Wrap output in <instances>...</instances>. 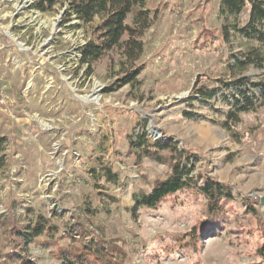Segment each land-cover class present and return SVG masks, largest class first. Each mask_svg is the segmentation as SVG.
I'll return each mask as SVG.
<instances>
[{"label": "rangeland", "instance_id": "374dc122", "mask_svg": "<svg viewBox=\"0 0 264 264\" xmlns=\"http://www.w3.org/2000/svg\"><path fill=\"white\" fill-rule=\"evenodd\" d=\"M67 3L60 0L43 13L47 29L29 39L38 40L31 51L39 60L47 56L44 40L52 35L57 42L50 54L54 60L44 65L31 89V75L4 63L9 49L0 51V86L10 99L0 104V136L7 138L0 216L22 220L24 205L59 228L55 244H30L27 261L62 264L60 248L81 239L74 242L64 233L80 222L107 241L125 242V264H264L259 253L264 243V98L255 87L264 81V67L230 69L247 50L259 47L232 29L246 24L249 7L237 22L225 20L220 0H150L146 8L158 17L142 38L138 83L106 92L131 66L124 65L116 49L88 74L76 54L99 19L78 30L70 28L79 24L73 16L58 34L55 23L64 20ZM63 63L66 70L59 73ZM241 78L252 90L249 95H255L254 106L228 129L227 114L242 96L236 87ZM229 82L227 90L222 85ZM202 88L215 95L205 100ZM144 134L166 145L176 143L198 186L211 181L232 197L219 199V212L211 213L210 201L186 189L165 199L157 211L135 213L137 195L151 192L171 174L168 163L137 162L140 146L131 142ZM99 160L118 174L117 184L102 177ZM101 191L116 202L100 204ZM56 212L61 217L53 216ZM10 238L7 228L0 229L4 254L10 251Z\"/></svg>", "mask_w": 264, "mask_h": 264}, {"label": "trees", "instance_id": "16d2710c", "mask_svg": "<svg viewBox=\"0 0 264 264\" xmlns=\"http://www.w3.org/2000/svg\"><path fill=\"white\" fill-rule=\"evenodd\" d=\"M59 1L37 0L36 7L41 12L46 13L52 11ZM149 1L68 0L64 10L63 23L70 22L69 20L73 16L79 22L78 25L70 26V28L78 29L93 23L97 18L99 19V23L92 31L91 38L82 44L78 50L80 64L86 66L87 73H92L94 64L107 53L116 49L121 51L125 59L124 65L130 64L131 66V70L118 83L105 89L106 92H112L116 88L119 89L135 82L138 83L137 79L143 70L142 67L136 66L144 53L142 38L158 17V14H154L146 8ZM247 9L249 13L246 24H235L232 29L251 39L250 41L257 42L259 47L247 50L243 60H234L235 64L230 65V69L233 70L235 67L243 70L249 65L264 67V0H220V12L226 21L234 19L238 22ZM130 16H133L132 25L128 24ZM223 29L225 38L229 39V28L224 25ZM231 83L222 86L229 90L232 87ZM237 84L238 92L242 96L236 99L235 107L227 114L226 126L228 129L240 124L242 114L249 112L254 106L252 98L255 95L253 93L249 95L252 90L249 89L245 79H239ZM255 87L261 90L262 98H264V81L259 82ZM199 93L205 100H209L215 95L203 88L200 89ZM6 143L7 138L0 136V170L6 165L4 154ZM137 144L140 146L135 154L138 163L144 158L168 163L171 166V174L167 179L157 181L151 192H140L137 195V202L133 209L135 213L141 208L157 211L165 199L186 189H192L210 201L211 213L219 212V206H217L219 199L232 197L227 188L211 181H207L204 186H198L197 182L190 176L191 170L183 165L187 157L186 153L182 152L176 143L166 145L152 141L148 138V134H144L138 138L137 142H131L132 147ZM98 164L102 177L108 182L117 184L119 181L118 174L113 172L110 165L102 164L100 160ZM92 171L97 172V167H94ZM97 197L100 204H108V201L116 202V198L108 196L102 191L97 193ZM16 205L14 204V206ZM23 207L26 214L22 220L19 218L11 220L10 216H0V229L5 230L7 228L11 237L9 240L10 251L4 254L0 250V264H31L24 257V255L29 254L30 244L52 245L59 233V228L51 218L43 214H35L31 207L24 205ZM53 216L61 217L58 212L53 213ZM64 235H70L74 242L76 237H81V239L78 245L60 248L58 255L62 264H125L127 261V253L123 248L125 242L107 241L104 236H97L80 222L76 223L75 226H69V229L67 227V233ZM259 253L264 259V243L259 249Z\"/></svg>", "mask_w": 264, "mask_h": 264}, {"label": "built area", "instance_id": "2783aa9c", "mask_svg": "<svg viewBox=\"0 0 264 264\" xmlns=\"http://www.w3.org/2000/svg\"><path fill=\"white\" fill-rule=\"evenodd\" d=\"M36 4L37 0H0V51L9 49L6 51L4 63L12 66L15 70H21L22 73L25 71L31 75L30 84L27 86L28 90L32 88L36 76L44 73V65L54 60V56L50 54L57 44L52 35L44 40L42 43V47L45 48L43 54L47 56L43 60L35 58L40 55L31 51L38 42L36 37L41 36L42 31L47 29L42 17L43 12L36 7ZM55 26L59 34L68 27V23L64 24L63 21L58 20ZM28 31L30 34L26 36L27 39L20 40V37ZM32 36H36L35 39L29 40ZM30 42H32L31 47ZM12 43L17 47L14 48ZM76 56L80 59V53ZM57 70L59 73H64L66 70L64 63L58 65ZM9 100L4 92V87L0 86V104L7 105Z\"/></svg>", "mask_w": 264, "mask_h": 264}, {"label": "water", "instance_id": "95a60500", "mask_svg": "<svg viewBox=\"0 0 264 264\" xmlns=\"http://www.w3.org/2000/svg\"><path fill=\"white\" fill-rule=\"evenodd\" d=\"M64 12H62L61 14H63ZM262 203L264 204V198L262 199Z\"/></svg>", "mask_w": 264, "mask_h": 264}, {"label": "bare ground", "instance_id": "6f19581e", "mask_svg": "<svg viewBox=\"0 0 264 264\" xmlns=\"http://www.w3.org/2000/svg\"><path fill=\"white\" fill-rule=\"evenodd\" d=\"M155 135V134H154Z\"/></svg>", "mask_w": 264, "mask_h": 264}]
</instances>
